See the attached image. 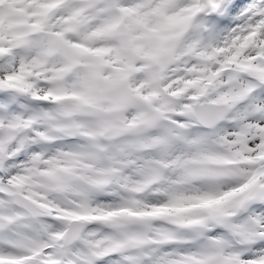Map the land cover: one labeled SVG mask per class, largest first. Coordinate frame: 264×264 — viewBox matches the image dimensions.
Instances as JSON below:
<instances>
[{"label": "snow or ice", "instance_id": "snow-or-ice-1", "mask_svg": "<svg viewBox=\"0 0 264 264\" xmlns=\"http://www.w3.org/2000/svg\"><path fill=\"white\" fill-rule=\"evenodd\" d=\"M101 261L264 264V0H0V264Z\"/></svg>", "mask_w": 264, "mask_h": 264}, {"label": "bare ground", "instance_id": "bare-ground-1", "mask_svg": "<svg viewBox=\"0 0 264 264\" xmlns=\"http://www.w3.org/2000/svg\"><path fill=\"white\" fill-rule=\"evenodd\" d=\"M100 264H106V262L105 261H101Z\"/></svg>", "mask_w": 264, "mask_h": 264}, {"label": "rangeland", "instance_id": "rangeland-1", "mask_svg": "<svg viewBox=\"0 0 264 264\" xmlns=\"http://www.w3.org/2000/svg\"><path fill=\"white\" fill-rule=\"evenodd\" d=\"M22 158V157H21ZM105 199H109V198H105Z\"/></svg>", "mask_w": 264, "mask_h": 264}]
</instances>
